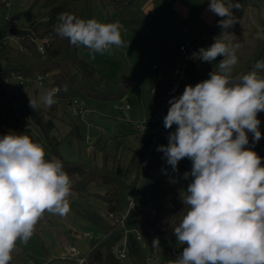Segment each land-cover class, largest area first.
<instances>
[{
	"label": "clouds",
	"instance_id": "clouds-1",
	"mask_svg": "<svg viewBox=\"0 0 264 264\" xmlns=\"http://www.w3.org/2000/svg\"><path fill=\"white\" fill-rule=\"evenodd\" d=\"M239 0H210L209 11L221 17L222 32L209 47L192 53V59L212 63L223 59L209 78L186 85L169 100L164 127L176 130L168 144L160 145L173 172L179 161H192L191 177L180 198L188 206L173 230L186 245L169 264H264V166L249 145L262 133L258 113L264 111V61L236 79L233 67L240 47L229 29L238 19L233 9ZM118 21L103 23L63 12L54 31L73 46H86L90 54L113 52L125 46ZM60 89L45 90L39 99L29 97L35 111L51 107ZM67 91V85L63 86ZM43 146L29 135L9 132L0 136V264H10L17 242L27 244L45 212L64 216L70 211L72 181L58 158L45 159ZM159 247V239L153 240Z\"/></svg>",
	"mask_w": 264,
	"mask_h": 264
},
{
	"label": "rangeland",
	"instance_id": "rangeland-1",
	"mask_svg": "<svg viewBox=\"0 0 264 264\" xmlns=\"http://www.w3.org/2000/svg\"><path fill=\"white\" fill-rule=\"evenodd\" d=\"M177 2L190 10L187 18L178 12ZM27 3L30 1H13L14 22L17 25L25 23L20 12ZM135 4L150 17L168 22L166 27L157 31V37L169 48L177 51L181 45L191 48L190 40L198 34V31L207 28L205 17L208 18L211 13L209 3L204 0H136ZM239 12L240 9H233L236 17ZM92 18L103 23L116 22L117 14L109 8L102 7L100 0H93ZM229 31L235 34L237 38L235 42L240 45L236 52L238 63L232 70V77L236 79L245 74L246 69L250 67L251 60L264 61V50L259 52L264 44V1L249 0L238 21V26L231 27ZM120 32L122 40L128 47L117 49L113 46L112 54L96 53L93 58L90 50L80 45L78 56L84 58L111 82H116L123 70H135L142 63L145 66L144 71L121 100L102 101L85 98L79 100V103H82L81 106L80 104L66 105L57 101L58 110L57 116L53 118L55 124L53 135L62 141L58 146V151L66 161L101 168L104 166L106 154L117 157L120 171L128 170L126 176L128 183L136 179L139 166L136 187L127 190L125 195L130 198L136 196L145 199L148 201L149 208H155L166 198L167 194L165 190L152 187L149 180L191 182L192 178L184 179L183 174L191 171L192 161L188 158L182 159L177 165L178 171L173 172L171 165L166 163L164 153L157 150L160 145L168 144L169 134L176 130L175 126L171 129L165 127L160 129V124H158L155 127L148 102L150 86L160 74V70L153 69L154 65L160 66V48L145 50L148 41L138 31L121 27ZM221 32L220 28L204 47L207 48L214 43V37ZM10 44L17 46L15 41H11ZM222 59V56H218L212 63L196 60V73L199 81L208 79L209 73ZM178 60H180V55ZM259 75L264 77V71H260ZM156 83L158 86H165L167 77L165 76ZM17 84L15 80H12L8 85L1 86L0 95L3 101L0 113L7 115L13 121H19L20 126H28L29 130H33L30 123L20 118L11 100L12 94L17 91ZM43 84L41 87L33 85L29 90L24 86L19 89L27 95L28 100L29 97L39 99L45 90L50 89L46 79H43ZM39 107L46 111L50 108L43 104ZM80 108L84 109L81 115L78 113ZM257 118L261 121L259 130L262 137L259 142H252L249 148L264 157V111L258 113ZM73 122L77 123L79 136L70 134ZM140 123H145L143 131H140ZM248 137L253 140L252 133H248ZM37 143L43 146L46 153L45 159H49L44 136L40 135ZM135 152L143 154L144 157L139 165L135 162L130 167V161ZM146 167L148 169L144 173ZM106 191L107 187L104 185L90 184L81 196L72 194L69 197L70 211L68 214L60 216L45 212L43 215L45 225L40 227L37 224L33 236L26 245L17 242V250L13 252L10 264H29V262L63 264L62 257L69 256L67 253L70 246H75L83 254L87 253L91 245L90 237L98 239L100 231L83 217L82 212L92 209L104 215L105 203L100 196ZM174 243L176 245L175 254L179 256L186 245H181L176 237ZM123 248L124 243L121 241L116 246V250ZM162 260V248L156 247L154 264H159Z\"/></svg>",
	"mask_w": 264,
	"mask_h": 264
},
{
	"label": "trees",
	"instance_id": "trees-1",
	"mask_svg": "<svg viewBox=\"0 0 264 264\" xmlns=\"http://www.w3.org/2000/svg\"><path fill=\"white\" fill-rule=\"evenodd\" d=\"M29 1L30 3H27L20 12L25 23L22 25L15 23L12 27L7 28L3 19L5 0H0V79L11 75H18L25 79H35L41 76L46 79L50 89H60L55 99L66 105L73 104L74 100L85 98L102 101L121 100L128 94L133 82L145 69L143 63L135 70H123L120 78L116 82H111L84 58L78 56L79 46L71 45L68 39L60 38L54 31L58 15L63 12L75 14L83 19H92L93 0ZM135 1L100 0V4L117 14V21L123 28L138 31L147 39L145 50L154 47H159L161 50L160 66L154 69L160 70V74L158 79L151 84L148 94L149 107L152 117L155 119L163 93L152 94V87L161 88L156 82H160L166 75L171 74L179 57V50L169 48L157 37V31L166 27L168 22L145 14L137 7ZM240 3L243 13L248 0H241ZM242 13L237 16L238 21ZM210 32L211 29L202 31L190 40L191 55L198 51ZM11 38L16 39L17 46L10 44L13 41ZM38 44L44 46V53L38 49ZM261 47L260 53L264 50V44ZM253 61L251 60L249 64ZM188 74L194 84L200 82L196 73V59H190ZM17 85V91L12 94L11 100L20 118L30 123L33 130H24L19 125V121H13L7 115L0 113V136L15 132L29 135L34 142L38 141L40 135L44 136L48 158L60 159L64 170L71 178L72 194L81 196L90 184L107 187L106 193L100 196L105 203V214L101 215L92 209L82 212L83 217L100 231L98 239L90 237V250L83 254L85 257L83 264H154L156 262V247H153L152 244L155 238L159 239V247L163 252V260L159 264H169L171 260H175L178 256L175 254L176 245L173 230L179 225L188 210V206L183 204L180 194L182 191H186L190 182L149 180L152 187L166 191V198L155 208H149L147 200L135 196L133 198L135 209L129 211L130 197L125 193L136 187L139 166L136 179L128 183L126 181L128 170L120 171L117 157L106 154L104 166L101 168L64 160L58 151V146L62 141L53 135L55 129L53 118L57 116L58 110L56 103L47 111L40 107L34 111L30 107L27 95L20 92L19 88L23 86ZM64 85H67V91L63 90ZM24 87L29 90L32 86ZM2 101L3 98L0 95V106ZM157 125L154 123L155 127ZM162 128H164V122L160 129ZM70 134L79 136L76 122H73ZM252 142L253 140L249 139V145L246 147L249 148ZM257 154L259 155V153ZM143 157V154L135 152L130 161V167L135 162H138L139 165ZM260 157L262 166H264V157ZM147 169L148 167L145 168L144 173ZM38 225L40 227L45 225L44 217L41 218ZM121 241L124 243V259L119 257V251L122 249L116 250V246ZM64 264L69 263L64 262Z\"/></svg>",
	"mask_w": 264,
	"mask_h": 264
},
{
	"label": "built area",
	"instance_id": "built-area-1",
	"mask_svg": "<svg viewBox=\"0 0 264 264\" xmlns=\"http://www.w3.org/2000/svg\"><path fill=\"white\" fill-rule=\"evenodd\" d=\"M13 1L14 0H5V11H4V22L7 24V28L12 27L14 22V13H13ZM241 2V0H239ZM11 40L16 41V39L11 38ZM38 49L44 53L45 48L42 44H38ZM191 50L192 48H188L186 45H181L179 47V55L180 60H178L169 77V81L167 84L161 88L157 86L152 87V94H162L161 97V103L160 107L157 111V117L154 119V123L156 124H163L164 117L167 115L166 110L170 107L169 100L173 97H178L180 93H183L184 88L186 85H192L195 86V84L191 81L190 76L188 74V68L190 63V57H191ZM1 66V64H0ZM153 69H157V66L154 65ZM12 80H15L19 85L21 86H43V77L38 76L35 79H25L18 75H11L5 79H0V85H8ZM57 102V100H56ZM79 100H74L73 104L78 105L82 103H79ZM127 108H129L127 106ZM84 112L83 108H80L78 110V113L81 115ZM24 130H29L28 126L23 127ZM145 129V123H140V131H143ZM135 205L133 198H130V204H129V211L134 210ZM88 235V234H86ZM69 256L62 257V261L69 264H83L85 262V257L83 256V253L76 248L75 246H70L68 249ZM119 257L124 259L125 258V249H122L119 251ZM29 264H33L32 262H29ZM64 264V263H63Z\"/></svg>",
	"mask_w": 264,
	"mask_h": 264
},
{
	"label": "crops",
	"instance_id": "crops-1",
	"mask_svg": "<svg viewBox=\"0 0 264 264\" xmlns=\"http://www.w3.org/2000/svg\"><path fill=\"white\" fill-rule=\"evenodd\" d=\"M204 1H207L208 3H210V0H204ZM235 1V0H234ZM249 1V0H248ZM177 7L179 8V10H178V12L179 13H181V15H183L184 17H188L189 15H190V10L187 8V7H185V6H183L181 3H179V2H177ZM211 12V11H210ZM205 19H206V21H207V28H203L202 30H200V31H198V33H200V32H202V31H205V30H212L216 25H218L217 23H218V21L220 20V19H222L221 17H218L217 15H215L214 13H210V15H209V17L207 18V17H205ZM236 25V26H235ZM234 25V28L235 27H237L238 26V23H236ZM219 27H218V31H219ZM217 31V32H218ZM166 77H167V82L169 81V77H170V75L168 74V75H166Z\"/></svg>",
	"mask_w": 264,
	"mask_h": 264
},
{
	"label": "water",
	"instance_id": "water-1",
	"mask_svg": "<svg viewBox=\"0 0 264 264\" xmlns=\"http://www.w3.org/2000/svg\"><path fill=\"white\" fill-rule=\"evenodd\" d=\"M242 13V7L240 8V12L238 14V16ZM218 25H216L210 32V34L207 36V38L205 39V41L201 44V46L198 48V50L211 38V36H213V34H215L216 30L218 29ZM258 60H254L249 66V68L246 69L245 74H247V72H249L250 70H252L253 66L255 65V63Z\"/></svg>",
	"mask_w": 264,
	"mask_h": 264
}]
</instances>
